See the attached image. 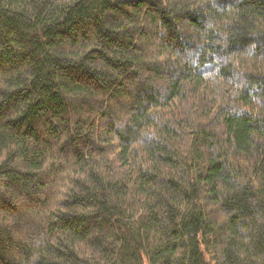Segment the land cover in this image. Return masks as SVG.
Returning <instances> with one entry per match:
<instances>
[{"label":"trees","instance_id":"trees-1","mask_svg":"<svg viewBox=\"0 0 264 264\" xmlns=\"http://www.w3.org/2000/svg\"><path fill=\"white\" fill-rule=\"evenodd\" d=\"M0 264H264V0H0Z\"/></svg>","mask_w":264,"mask_h":264}]
</instances>
